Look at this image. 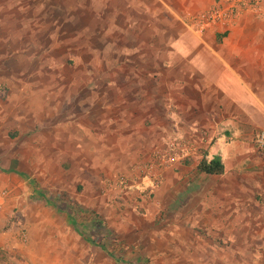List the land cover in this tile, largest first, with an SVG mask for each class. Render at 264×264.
<instances>
[{"label":"rangeland","instance_id":"obj_1","mask_svg":"<svg viewBox=\"0 0 264 264\" xmlns=\"http://www.w3.org/2000/svg\"><path fill=\"white\" fill-rule=\"evenodd\" d=\"M233 2L0 0V191L7 193L0 264H264V189L250 180L257 166L245 172L246 183L242 175L214 187L199 183L201 191L233 189V198L212 199L195 215L179 213L182 184L173 183L172 204L166 192L157 196L164 174L177 177L179 160L196 149L179 135L181 104L164 102L169 86L178 95L186 81L188 67L175 65H186L191 36L232 46L230 28L239 18L235 41L249 28L264 30L260 0L234 17L196 24ZM67 128L75 143L93 148L91 159L84 147L77 150L91 160L84 182L71 183L77 164L62 159ZM45 166L60 168L68 188L42 185L36 171ZM47 191L57 207L43 197ZM94 197L100 202L88 204ZM68 204L77 205L75 217ZM92 212L113 234L86 228L87 239L77 231L85 227L75 222L96 219Z\"/></svg>","mask_w":264,"mask_h":264},{"label":"crops","instance_id":"obj_2","mask_svg":"<svg viewBox=\"0 0 264 264\" xmlns=\"http://www.w3.org/2000/svg\"><path fill=\"white\" fill-rule=\"evenodd\" d=\"M259 6V11H263L264 1L260 0ZM248 18L255 21L249 15L243 17L245 21ZM238 20L236 25L230 28L232 37H234L232 46H208L199 43L196 37L191 36L190 41L194 46L186 49L188 54L186 65H175L179 68L188 67L186 81L179 83L178 95L173 94L170 86L169 94L164 91V102L171 103L172 100L178 102L181 104L179 109L186 112L184 116L179 115L180 120L185 121L181 123L182 125L179 123L181 140L186 144L189 142L196 145V149L204 148L208 158L219 156L226 168L225 173L221 175L201 173L196 167L198 157L195 155V149L190 154L194 158L192 164L184 165L179 160L177 177L166 172L157 196L162 198L166 192L172 204L175 200V192H172L173 183L182 184L177 197L180 214L183 212L185 215L198 214L199 208L204 209L212 205L210 202L212 199H226L227 201L232 199L233 189L225 190L221 187L207 192L201 191L198 184L207 183L214 187L218 181H226L235 175L236 177L242 175L238 178L242 179V183H246L245 172H249L252 166L258 168L255 174H252L254 179H250L254 182L252 185L264 189V158L259 155L258 151V156L251 153L252 149H256L255 134L259 128L264 126V30L252 31L249 28V30H244L242 40L239 38L235 41L241 27L240 18ZM263 20L264 14L263 17L260 16L259 23H264ZM246 28H248L247 24L244 25V29ZM182 33L188 35V32ZM204 37L205 40L210 39L209 34ZM168 77L172 79L174 75L169 74ZM173 86L177 87L175 84ZM124 107L126 106L122 105L121 109ZM188 112L190 113L187 114ZM69 125L71 124H65V126ZM124 125L125 128L130 127L127 124ZM64 130L67 131L68 136H66L64 146L66 152L62 159L70 162L71 166L73 163L77 164V171L74 173L71 170L68 174L71 183L84 182L89 176V169L86 167L91 160L83 159L77 150L84 147V150L88 152L87 159H91L93 148L84 143H77L78 141L75 143L74 133L68 128ZM119 152V157L122 158V147ZM81 170H85L86 173L81 177L77 176ZM36 176L42 185L50 184L56 189L68 188L60 168L55 171L45 166L43 170L36 171ZM210 176H215L213 182H209ZM98 199L94 197L87 201H89L88 204H95L100 202Z\"/></svg>","mask_w":264,"mask_h":264},{"label":"trees","instance_id":"obj_3","mask_svg":"<svg viewBox=\"0 0 264 264\" xmlns=\"http://www.w3.org/2000/svg\"><path fill=\"white\" fill-rule=\"evenodd\" d=\"M195 155H196V157H198L196 167L201 173L208 174V175H221V174L225 173V171H226L225 165L219 156H213L212 158H208L207 152L204 148L196 149ZM262 157L264 158V156H262ZM193 162H194V158L191 155L184 156L180 159V163L184 164V165H190ZM32 187L39 192V188L35 184L34 179H32ZM43 197H47V202L50 203L51 205H53L54 207L58 206V203L55 202V200H54L55 199L54 194L51 193L50 191L49 192L47 191L45 194H43ZM75 205L76 204H74V205L68 204L69 210L71 211L70 214H72V217H75V215L78 211V208L76 207L77 205L76 206ZM79 208L82 209L83 207L80 206ZM92 214L94 216H96V219L93 221L81 222L80 224H77L75 222L77 227H78V225L85 227L82 230L80 227L77 228V231L80 234H82L83 237H85L87 239L90 238L89 235H87L86 228H88V231L92 230V228H93L95 230H97V229L103 230L106 235L113 234V230L107 225L106 221L100 217V215H98L96 212H92ZM85 225H87V226H85ZM97 244L101 247V249L103 251H105L107 254L111 255L112 258L117 259V257L115 258L112 250H110L107 242H101L100 241V242H97Z\"/></svg>","mask_w":264,"mask_h":264},{"label":"built area","instance_id":"obj_4","mask_svg":"<svg viewBox=\"0 0 264 264\" xmlns=\"http://www.w3.org/2000/svg\"><path fill=\"white\" fill-rule=\"evenodd\" d=\"M234 2L231 3L230 6H227V10L225 12L221 11L220 6H217L206 14H202L197 21V25L200 26V29L205 26V23L208 24L210 21H215L219 19L221 16L225 15V17H234L236 16L240 10L245 8L252 9L256 6L258 0H233ZM174 142L170 143V146L173 147ZM255 146L256 150L259 152L260 155L264 156V126L259 128V130L255 134ZM153 167V165H150ZM7 193L5 190L0 191V209L3 207L5 198Z\"/></svg>","mask_w":264,"mask_h":264}]
</instances>
